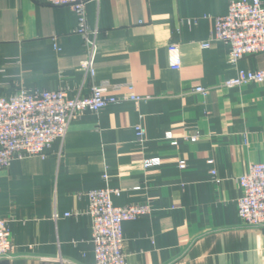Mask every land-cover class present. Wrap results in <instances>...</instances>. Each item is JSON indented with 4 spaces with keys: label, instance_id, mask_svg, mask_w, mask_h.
Here are the masks:
<instances>
[{
    "label": "crops",
    "instance_id": "crops-1",
    "mask_svg": "<svg viewBox=\"0 0 264 264\" xmlns=\"http://www.w3.org/2000/svg\"><path fill=\"white\" fill-rule=\"evenodd\" d=\"M226 13L225 0H87L98 34L85 77L71 8L0 0V95L24 86L87 96L107 82L122 99L76 116L45 156L0 170L13 245L0 264H96L86 191L103 187L120 190L117 206L151 205L122 224L128 264H264V226L243 225L236 205L238 177L264 162V81L222 86L239 69H264V53L230 63L226 43L201 47ZM128 86L145 98L126 100Z\"/></svg>",
    "mask_w": 264,
    "mask_h": 264
},
{
    "label": "built area",
    "instance_id": "built-area-1",
    "mask_svg": "<svg viewBox=\"0 0 264 264\" xmlns=\"http://www.w3.org/2000/svg\"><path fill=\"white\" fill-rule=\"evenodd\" d=\"M87 0H44L50 6H66L77 15L75 32L84 42L85 57L80 64L85 77L94 75V56L97 50L98 29L88 27L85 16ZM227 13L215 16L210 37L201 43L208 48L213 42H224L229 46L228 62L236 63L244 55L264 53V5L263 0H225ZM170 50H175L171 45ZM173 69L181 67L180 58L171 64ZM264 81V69H239L234 77L222 82L226 88L240 86L249 82ZM126 100L139 102L144 99L128 86ZM107 82L93 85L87 96H69L67 88L56 90H32L19 86L5 97L0 95V170L7 169L14 160L42 155L57 138L67 132L72 119L85 111L97 112L114 105L122 99L108 92ZM195 92L205 96L208 89L196 86ZM144 130L136 127V136L141 140ZM192 135L191 140H196ZM159 159L147 161L146 166L157 164ZM212 163V160H209ZM180 168L185 167L179 161ZM211 174L216 171L211 169ZM241 195L236 201L237 213L243 225L264 226V162H253L247 171L238 177ZM89 200L88 215L91 219V242L96 264H128L123 252L124 237L122 224L148 213L149 203H130L117 206L112 197L120 195V190L110 187L86 191ZM68 215V214H66ZM13 245L9 224L0 218V257L11 253Z\"/></svg>",
    "mask_w": 264,
    "mask_h": 264
}]
</instances>
